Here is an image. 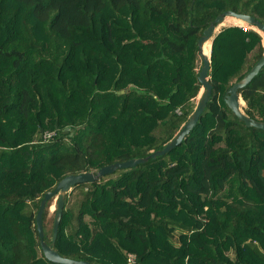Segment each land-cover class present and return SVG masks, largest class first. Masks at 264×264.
Here are the masks:
<instances>
[{
	"label": "trees",
	"instance_id": "trees-1",
	"mask_svg": "<svg viewBox=\"0 0 264 264\" xmlns=\"http://www.w3.org/2000/svg\"><path fill=\"white\" fill-rule=\"evenodd\" d=\"M226 11L264 24V0H0V264H56L36 225L45 194L176 137L204 91L198 40ZM207 49L212 96L197 125L166 155L73 187L54 246L62 257L264 264V131L224 101L263 57L264 35L224 27ZM238 93L264 122V66Z\"/></svg>",
	"mask_w": 264,
	"mask_h": 264
},
{
	"label": "water",
	"instance_id": "water-1",
	"mask_svg": "<svg viewBox=\"0 0 264 264\" xmlns=\"http://www.w3.org/2000/svg\"><path fill=\"white\" fill-rule=\"evenodd\" d=\"M229 19H234L242 23H245L250 27H255L261 34L264 35V24L257 21L255 17L248 14L226 11L218 15L209 24V26L203 31V35L200 37L197 43L198 54L201 62L198 81L202 85L204 91L201 95V98L198 102V105L194 113L191 115L189 120L185 123V125L182 127L180 132L171 142H169L162 150L155 151L151 153L148 157L134 158L125 162L114 163L105 166L96 172L91 171L86 173H80L77 175H69L65 177L63 180H61L53 191H50L45 194L44 198L41 200L39 205V210L36 216V225H37V231L39 233L41 248L43 250L45 257L49 261L56 264H90L86 261H76L73 259L64 258L54 248L58 233V227L60 225V221L62 218L65 197L73 187L79 184L93 183L95 181L100 180V178H102L103 176L112 174L117 170L133 168L139 164L148 162L150 159H156L157 157L164 156L167 153L171 152L175 147L180 145L185 139V137L189 135L190 132L197 125L200 116L204 112L212 96V86L208 81V74L211 68L210 54L206 55L204 53V49L208 42L211 43V47H212L213 38L216 36L218 32H220L226 21ZM263 66H264V55L252 67V69L240 81L234 83L224 95V101L227 107L236 115V117L240 121L245 123L246 127L255 128L262 131H264V122L254 120L243 112L242 106L244 105V101L238 92L244 87H246L252 81V79L259 73V71ZM53 199L56 201V215L53 223L52 241L50 244H47L44 240L45 233L43 229V214L47 202Z\"/></svg>",
	"mask_w": 264,
	"mask_h": 264
},
{
	"label": "rangeland",
	"instance_id": "rangeland-1",
	"mask_svg": "<svg viewBox=\"0 0 264 264\" xmlns=\"http://www.w3.org/2000/svg\"><path fill=\"white\" fill-rule=\"evenodd\" d=\"M228 21H231L230 24L225 25ZM226 23L224 24V27H229V26H233V25H237V26H247L245 23H242L240 21L234 20V19H229L226 21ZM56 208V201L54 200V204L51 206V212L54 211Z\"/></svg>",
	"mask_w": 264,
	"mask_h": 264
},
{
	"label": "bare ground",
	"instance_id": "bare-ground-1",
	"mask_svg": "<svg viewBox=\"0 0 264 264\" xmlns=\"http://www.w3.org/2000/svg\"><path fill=\"white\" fill-rule=\"evenodd\" d=\"M208 43H209V42H208ZM208 43L206 44L205 49H204V53H205L206 55H209V53H208V49H207Z\"/></svg>",
	"mask_w": 264,
	"mask_h": 264
},
{
	"label": "built area",
	"instance_id": "built-area-1",
	"mask_svg": "<svg viewBox=\"0 0 264 264\" xmlns=\"http://www.w3.org/2000/svg\"><path fill=\"white\" fill-rule=\"evenodd\" d=\"M248 27H249V26H248ZM133 258H134V257H133L132 255H130V256H129V262H132V261H133Z\"/></svg>",
	"mask_w": 264,
	"mask_h": 264
}]
</instances>
